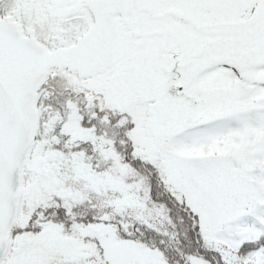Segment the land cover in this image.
Listing matches in <instances>:
<instances>
[{"label": "snow or ice", "instance_id": "1", "mask_svg": "<svg viewBox=\"0 0 264 264\" xmlns=\"http://www.w3.org/2000/svg\"><path fill=\"white\" fill-rule=\"evenodd\" d=\"M0 264H264V0H0Z\"/></svg>", "mask_w": 264, "mask_h": 264}]
</instances>
